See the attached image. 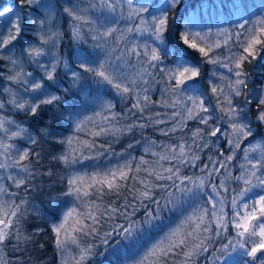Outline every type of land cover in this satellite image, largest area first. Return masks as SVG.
<instances>
[{"label": "snow or ice", "instance_id": "obj_1", "mask_svg": "<svg viewBox=\"0 0 264 264\" xmlns=\"http://www.w3.org/2000/svg\"><path fill=\"white\" fill-rule=\"evenodd\" d=\"M183 6L184 0H98L89 9L69 3L63 11L72 21V39L92 41L91 51L77 49L73 60L60 50L49 0H0V80L7 81L0 84V113L6 107L32 118L53 113L73 131L63 136L41 129L66 146L53 156L67 173L60 178L61 195L74 202L62 213L53 208L61 264H87L95 245L81 246V236L100 237L105 246L116 237L114 249L121 240L139 243L138 233L158 229L165 212L183 213L184 203L197 206L135 264H198L201 256L206 264H264V138L253 142L264 127V84L253 81L254 65L264 61V11L213 33L193 31L188 22L181 27ZM96 8L110 14L106 22L85 14ZM88 81L131 101L127 112L121 115L116 104L91 95ZM153 84H162L158 100L150 95ZM89 108L93 114L83 115ZM125 116L130 122L123 123ZM150 127L164 137L181 135L172 143L145 139L143 151L151 160L113 153L123 163L103 169L96 164L91 172L76 167L110 152L119 135ZM82 132L90 140H81ZM102 136L112 137L107 147L96 143ZM17 140L38 143L27 128L0 114V169L7 172L0 180L11 182L0 183V264H12L6 248L20 252V241L31 239L22 222L40 175L33 170L40 152ZM137 205L145 209L140 220L133 219ZM117 217L124 223H113L101 236L103 224ZM69 243L78 253L65 258Z\"/></svg>", "mask_w": 264, "mask_h": 264}, {"label": "trees", "instance_id": "obj_2", "mask_svg": "<svg viewBox=\"0 0 264 264\" xmlns=\"http://www.w3.org/2000/svg\"><path fill=\"white\" fill-rule=\"evenodd\" d=\"M204 1L209 0H184V6L179 9L181 27L184 25L186 18L189 16L191 11L195 9L197 4ZM250 1L254 0H241V2H245L246 4ZM7 2L9 5H11L13 0H7ZM49 2L54 6L52 9V25L56 28V31L61 33L60 50L64 53V56L66 58L71 57V59L74 60L75 50L87 49L91 51V40H89L87 44H84L72 39V21L71 18L66 13H64L63 8L69 6V3H71L72 5L79 6L81 9H89L91 5L96 4L98 0H49ZM27 10L28 9H25V11ZM85 14L91 15L93 19H95V15L100 17L103 16V14H99L98 8L92 10L90 13ZM105 15H109V13L106 12ZM41 18H43V16ZM97 22L99 23L101 21L97 20ZM192 55L198 56V53L193 52ZM2 63L6 65L2 70L7 73L10 65H7V61ZM211 69V65H206L204 70L210 73ZM26 70L32 71V67L26 65ZM253 81L255 84H264V61H258L254 65ZM4 83H7V81L0 80V84ZM87 83L89 89L94 90L91 92V95L101 98L102 101H111L112 103L116 104L114 111L121 113V115H124V113L127 112L131 101L121 102L120 98L115 96L114 90H112L108 85H98L92 83L91 81H88ZM152 88L156 91L151 92L150 95L153 100H158L160 98L159 90L162 88V84H153ZM81 95H83V93ZM3 99L7 100V95H5ZM95 110L99 111L100 109L97 107ZM156 110L165 111V109L161 108H157ZM92 114L93 110L91 108L83 113V115ZM8 116L10 119L16 120L22 126L27 128L29 132H31L32 135L37 138L38 143L35 146L28 145L24 140H18V146L33 147L36 151L40 152L41 160L38 164L33 165V170L40 173V175H37L36 180L33 182V188L30 189L27 195L28 212L24 217V221L22 222V231L24 236H30L31 239L28 241H20V252L13 253L10 247L6 248L5 251L8 253V258L12 264H61V253L55 246V237L51 230V225L58 221L53 218V208L59 206V209L62 213L68 207H73L74 202L71 198L63 197L61 195L65 185L60 182V178L62 176H66L67 173L64 169V166L57 160H54L53 156L58 155L66 146L57 143L55 139L45 137L41 129L47 128L49 131L59 130L63 136L72 135L73 131L71 128L63 127L62 122L56 120L53 113H43L39 117L32 118L25 116L23 113L15 112L11 109ZM128 122H130V120L127 116H125L123 123ZM188 125L189 128H191L194 126V122L189 121ZM88 127L91 128L92 125L89 124ZM159 127L164 126L161 125ZM185 132H187V129H185ZM257 132L258 134L256 135L255 140L264 138V127L259 128ZM78 135L81 140H90L87 132H82ZM179 135H181V133L178 132L171 138H168L162 136L155 128L150 127L143 130L133 129L131 133L126 132L122 135H119V141L112 143L110 152H105L103 156L96 160L84 161L82 166L77 165L76 167H83V171L91 172L95 170L93 165L96 164H99L103 169L107 167H114L116 166L117 162L123 163V160L120 158V156L114 155L113 153H123L126 156L128 153H130L132 157H136L137 161L142 155L145 157V159L151 160L153 157L143 151L145 139L155 140L157 143H172ZM111 140L112 137L102 136L96 138V143L105 144L107 147V141ZM130 143L133 144V148L131 149L128 148ZM49 171L52 172L51 176L46 175V173ZM183 171L188 175H193L196 173V170L193 169H184ZM234 174H236L235 170ZM6 184L10 185L11 182L6 181ZM10 190L19 191L21 196L24 195L22 190H17L14 188V186L10 188ZM158 195H160V193H158ZM108 199L109 198L106 197L105 202H107ZM132 199L133 198L130 196L129 200L131 201ZM17 202H19L18 199ZM120 203H122V201L118 200L117 206H119ZM196 206V204L184 203L181 205V207L186 209V211L183 213L179 211L163 213L164 218L157 222L160 224L158 229L148 230L146 228L145 232L137 234L139 237V243L121 240V243L116 245L114 249L113 245L115 244V240L118 239L116 237L110 240L108 246H105L101 243L100 237H97L93 240L81 236V246H86L89 244L95 245L93 254L88 259L87 264H135V261H138L148 248L163 238L172 228H175L178 224H180L184 217L191 214ZM137 207L139 208V211L136 213L133 219L140 220L143 217L145 209L139 205H137ZM82 210L83 209H81V211ZM105 219H107V217H105ZM113 223H124V220L120 217H117L113 221L103 224V227L100 229L101 236L104 231L110 230V227ZM41 245H43V247H41ZM106 247L107 250H105ZM77 253L78 249L69 243L68 251L64 253V257L68 258L72 255H76ZM179 259H182V257L177 258V260ZM198 264H206L205 256H201L199 258Z\"/></svg>", "mask_w": 264, "mask_h": 264}, {"label": "rangeland", "instance_id": "obj_3", "mask_svg": "<svg viewBox=\"0 0 264 264\" xmlns=\"http://www.w3.org/2000/svg\"><path fill=\"white\" fill-rule=\"evenodd\" d=\"M262 4H264V1L261 0L250 1L247 4L245 2H241V0L204 1L197 4L195 9L192 10L189 16L186 18L185 23H190L193 31L203 32L211 30L213 33H215L218 28H231L232 23L229 22H238L241 16H244L246 18L251 17L252 19H255L262 11H264V9L261 8ZM98 12L99 14H103V16L100 17L95 15V19L100 20L101 22H106L104 18L108 16L105 15L107 10L98 8ZM121 26H123V24ZM51 27L54 31H56V28L52 24ZM10 111L11 109L9 107H6V110L0 114L8 116ZM260 140L261 139H256L253 142L255 143ZM16 143L19 145L18 140L16 141ZM8 171L12 172L16 170L9 169ZM6 175L7 172L0 169V177ZM0 183H6V181L0 180Z\"/></svg>", "mask_w": 264, "mask_h": 264}]
</instances>
